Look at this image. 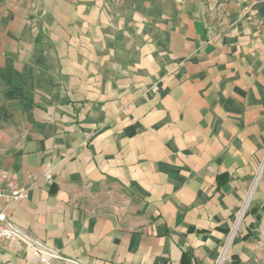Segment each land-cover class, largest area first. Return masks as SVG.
Instances as JSON below:
<instances>
[{
    "label": "crops",
    "instance_id": "crops-1",
    "mask_svg": "<svg viewBox=\"0 0 264 264\" xmlns=\"http://www.w3.org/2000/svg\"><path fill=\"white\" fill-rule=\"evenodd\" d=\"M263 152L264 0H0V211L50 264H214Z\"/></svg>",
    "mask_w": 264,
    "mask_h": 264
},
{
    "label": "built area",
    "instance_id": "built-area-1",
    "mask_svg": "<svg viewBox=\"0 0 264 264\" xmlns=\"http://www.w3.org/2000/svg\"><path fill=\"white\" fill-rule=\"evenodd\" d=\"M263 172L264 152L259 162V165L255 171V174L251 180V184L247 191V194L233 214L231 227L229 229L228 235L221 247L219 256L217 257L214 264H223L225 262L230 243L233 241L234 237L236 236L238 230L240 229L245 219L253 193L262 177ZM44 178L47 182H50L49 175H45ZM25 195V192H19L14 189L9 191V193L0 189V197L5 198L7 201L21 199L24 198ZM0 241H5L13 246L22 247L27 253L35 255L39 263L41 264H50L49 262L51 259L58 258V255L56 253L46 248L32 235L25 231H21L12 224L8 223L6 221L5 214L2 211H0Z\"/></svg>",
    "mask_w": 264,
    "mask_h": 264
}]
</instances>
